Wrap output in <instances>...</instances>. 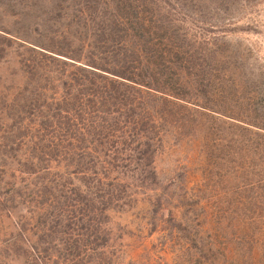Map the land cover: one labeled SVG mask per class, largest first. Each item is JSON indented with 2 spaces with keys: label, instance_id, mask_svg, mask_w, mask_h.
Returning <instances> with one entry per match:
<instances>
[{
  "label": "trees",
  "instance_id": "obj_1",
  "mask_svg": "<svg viewBox=\"0 0 264 264\" xmlns=\"http://www.w3.org/2000/svg\"><path fill=\"white\" fill-rule=\"evenodd\" d=\"M172 1L178 2L87 0L77 9L56 5L50 13L58 24L64 23L60 31H48L47 43L0 27V53L15 58L14 79L19 82L10 99L0 90V116L5 120L1 125L7 135L0 137V177L7 185L0 180V205L30 206L28 221L21 217L16 227L23 242L35 238L27 245L36 264L89 262L86 251L93 257L92 247L103 233L100 218L107 210L130 204L128 198L142 191L155 194V185H150L154 169L145 163L171 134L164 109L206 116L241 136L264 140L254 124L195 97L200 84L189 73L194 60L187 47L189 34L182 39L172 30ZM86 162H91L90 169H85ZM67 164L73 167L68 174L100 178L120 164L137 184L98 181L91 186L84 178L70 195L54 182L58 172L51 170L58 167L63 170L59 175H66ZM16 174L39 182L21 185ZM152 210L158 213L159 204ZM182 220L172 229L174 219L168 216L166 237L176 233L189 245L186 259L194 263L213 254L214 247H204L192 221Z\"/></svg>",
  "mask_w": 264,
  "mask_h": 264
},
{
  "label": "rangeland",
  "instance_id": "obj_2",
  "mask_svg": "<svg viewBox=\"0 0 264 264\" xmlns=\"http://www.w3.org/2000/svg\"><path fill=\"white\" fill-rule=\"evenodd\" d=\"M84 1L0 0V27L42 43L50 36L48 31H60L64 23L60 20L58 24L50 9L56 5L77 9ZM168 10L174 15V21L170 20L175 35L183 39L184 33L189 34L187 47L194 56L189 73L200 84L195 94L201 99L199 103L254 124L258 127L254 130L264 137V0H178L172 1ZM13 60L16 62L0 53V83L5 87L0 90L9 99L19 87ZM163 111L169 116L167 129L171 134L145 163L150 162L154 169L150 185H155V194L142 191L128 198L130 204L109 208L100 218L103 233L92 247L93 257L91 250L86 251L89 262L80 264H264V140L241 136L206 116ZM4 121L0 116V137L7 136L1 125ZM208 144L218 149L211 150ZM85 164V169H90L91 162ZM117 165L120 168L114 166L109 173L100 170L108 174L106 178L68 174L73 169L70 164L65 165L66 175H59L63 170L58 167L51 170L58 172L54 182L70 195L84 178L91 186L98 181L137 184L128 179L131 176L124 166ZM16 176L21 185L39 182ZM31 197L22 194V198ZM158 204L156 213L152 206ZM26 207L0 205V264H36L27 245L35 243V238L26 237L25 243L17 236L21 217L28 221L30 210L27 213ZM169 215L174 219L172 229L182 219L192 221L204 247L208 243L214 247L213 254L194 263L188 261L189 245L176 233L166 237V229L171 227L165 223Z\"/></svg>",
  "mask_w": 264,
  "mask_h": 264
}]
</instances>
